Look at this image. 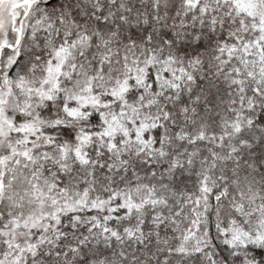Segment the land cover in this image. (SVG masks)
<instances>
[{"label": "snow or ice", "instance_id": "6c2138e0", "mask_svg": "<svg viewBox=\"0 0 264 264\" xmlns=\"http://www.w3.org/2000/svg\"><path fill=\"white\" fill-rule=\"evenodd\" d=\"M0 264H264V0H0Z\"/></svg>", "mask_w": 264, "mask_h": 264}]
</instances>
